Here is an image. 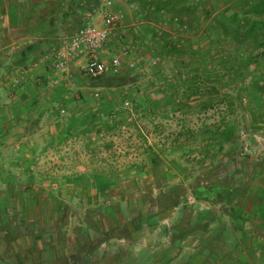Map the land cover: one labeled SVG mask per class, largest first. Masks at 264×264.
<instances>
[{
    "label": "rangeland",
    "instance_id": "obj_1",
    "mask_svg": "<svg viewBox=\"0 0 264 264\" xmlns=\"http://www.w3.org/2000/svg\"><path fill=\"white\" fill-rule=\"evenodd\" d=\"M93 1L89 24L100 25L102 0ZM117 1L115 8L120 10L122 7L123 11H120L124 17L120 27L110 35L106 47L111 53L119 52L125 46L130 48L128 58H122V65L117 72H108L102 78L91 79L78 65L80 71L71 69L70 77L60 85L51 86L49 78L46 84L45 79L43 81V74L39 73L41 67H29L38 57L28 60L30 64L26 73L12 74L10 60L3 64L0 80L11 83V78L15 77L11 87H17L24 80L23 76L31 77L28 81L36 84L35 90H40L33 96L37 102L34 116L45 112L52 118H46L38 129L47 137L51 132L52 135L57 134V141L53 142L57 147L44 157L39 156L38 164L33 170L36 181L28 188L34 191L35 196L51 197L46 203V210H56L65 202L61 215L55 214L58 217H54L55 222L53 218L49 221L39 218L41 226L37 222L34 226L26 227L27 223L23 220L18 222L17 218L13 224L15 232L21 236L26 235L25 237L30 234L29 228L31 232L32 227L37 230L51 228L40 240L43 246L41 252L34 251L36 255H28L27 258L33 264H45L41 263L45 238L52 241L54 257L79 256L82 250L76 238H81V231L90 229L89 225L95 226L98 231L103 228L104 222L108 225L113 222L115 213L109 214L105 210L107 205L114 207L118 203L127 218L133 221L136 220V215L140 214L142 218L146 212L152 211L160 216L166 214V221L159 222L160 220L155 219L152 225L167 223L173 227L185 228L196 217L197 211L210 210L219 215L221 209H224L220 204H196L192 196L194 186L211 181L243 182L246 196L237 197L234 202L237 205L242 203L245 211H253L252 204L258 202V198H253V195L264 183V126L251 129L250 116L244 110L246 101L240 97H235L233 113L220 105L213 109L199 110L195 106L197 98L186 100L183 97L186 87L184 83L190 82L188 80L192 78L193 72L200 69L199 65L192 63L197 57L192 59L188 53L162 54L163 40L182 46L191 43L194 49L203 52L207 45L204 37L206 21L200 28L187 31L172 24L167 16H156V20L160 21L157 22L159 27L156 29L149 22L141 23L143 18L139 16L131 19L129 14L125 15V4L134 0H123L124 7L121 0ZM211 4L215 6L214 12L227 7L223 0H213L209 5ZM231 7L239 9L233 4ZM130 14L132 16L134 12ZM133 21L136 22L135 26L131 24ZM216 55V51L208 53L202 57V61L206 62ZM127 60L135 62V67H128ZM18 75L21 77L17 78ZM15 80H19L16 85ZM37 83L42 86L40 89ZM238 86L232 85L225 92ZM96 92L97 96L94 95ZM225 117L236 120L238 132L220 150L209 141V136L214 129L213 124L220 123ZM69 125L71 127H67ZM58 134L63 138L61 141ZM37 139L39 140L38 136ZM89 168L90 173L109 175L113 182L109 185H97L95 182L84 184L82 181H63L64 177ZM106 188L110 191V196L107 192L105 197L100 192ZM22 190H25L23 185ZM247 199L250 202L247 203ZM12 202L16 205V201ZM39 203L33 209H37ZM17 204H20L17 205L18 210L21 209V201H17ZM92 208L96 209L91 210ZM131 210L132 214H129ZM180 212H185L184 217L175 222ZM251 214L249 219L242 221V230H233L227 223L222 230L223 235L217 232L215 239L212 235L209 237L212 242L210 244L213 245L210 257H207L208 264H213L212 261L217 259L216 253L221 254L217 259H220L218 264H261L255 246L264 230L258 227L256 216ZM228 216H219L218 225L225 219L229 220ZM30 219L27 218V222ZM35 219L38 218L31 220ZM101 231L95 237L98 240L103 238ZM227 238L230 239L228 245L223 243ZM235 243L239 245L236 250L232 248ZM88 247L86 244L85 248ZM95 253L99 263L107 259L104 252L96 250ZM138 255L134 258V254H129L113 261L115 264H146L150 259L148 252L145 257ZM225 256L228 258L223 260ZM25 260L22 259V262ZM47 264H67V261Z\"/></svg>",
    "mask_w": 264,
    "mask_h": 264
},
{
    "label": "crops",
    "instance_id": "obj_2",
    "mask_svg": "<svg viewBox=\"0 0 264 264\" xmlns=\"http://www.w3.org/2000/svg\"><path fill=\"white\" fill-rule=\"evenodd\" d=\"M93 2V0H0V77L4 62L12 61L9 66L12 74L26 73L30 58L39 57L47 48L52 46V42L57 43L56 45L53 44L52 48L57 46L61 37L70 33L80 22L89 23L90 7L93 6ZM113 2L115 11H123L122 7L120 10L115 8L117 0ZM121 2L124 7L123 0ZM125 8L127 9L126 4ZM124 13L125 15L129 14L131 19L139 16V18H143L141 23L149 22L155 25L156 29L159 27L156 16L140 7L139 11L134 12L132 16L128 10ZM78 65V63L73 64L72 71H80L82 68L79 70ZM39 73L43 74L42 78L43 81L45 79L46 84L47 78L51 75L47 71L46 64L45 67L39 69ZM16 77L20 78L21 75ZM23 78L24 80L17 87H11L12 80L11 83L0 80V226L7 222L6 217L8 215L10 220L12 219L13 207H16V211L23 210L24 212L23 202L29 205V209H26L28 219L38 218L28 220L26 227L34 226L37 222L38 226H41L39 218H45L48 221L53 218L55 222L54 217L58 218L57 216L61 215L65 203H61V206L56 210H46V203L51 200V197L35 196L34 191L28 188L36 181L33 170L38 164L39 156L44 157L45 154L57 147L53 144L57 141V134L52 135L51 132L47 137L44 132L38 129L41 124H44L46 118L48 120L52 118H49L50 116L45 112H40L36 117L34 116L33 111L37 102L33 96L40 90H35L34 85L36 84L33 85L28 81L31 77L25 75ZM37 84L39 85L38 89H40L42 86L40 87V83ZM39 120L41 121L38 125ZM61 139L63 138L59 135V141ZM90 170L91 168L87 171L82 170L73 176L68 175L64 177L63 181L65 183L82 181L84 184L95 182L97 185H109L113 182L109 175L90 173ZM22 185L25 190L21 191ZM10 186H12V190L9 188ZM107 192L110 196V191L107 188L100 193L106 197ZM12 201H16V205ZM17 201H21V209L19 210ZM194 201L196 200L194 199ZM196 202L198 204L206 201L197 200ZM38 203L40 204L39 207L33 209V206ZM95 209L92 208L91 210ZM105 210L112 215L115 213L113 222H110L111 225L104 222L103 230L97 231L96 227L91 225H89L90 229L82 230L81 238H76V242L82 250L79 256L72 255V258L69 256L68 258L64 256L62 258L54 257L52 241L49 242L48 238H45V251L42 252L41 263L47 264L53 261L63 263V260H66L67 264H115L113 260L116 258L121 259L129 254H134V258H137L138 254L145 257L148 252L150 259L146 264H208L207 257H210V248L213 245L210 244L212 242L209 237L212 235L214 238L217 232L222 234L227 223H229L230 228L235 230L230 215L228 216V212H224V209H221L219 215L210 210L197 211L196 217L185 228L173 227L167 223L159 226L152 225L155 219L164 222L168 217L165 216L166 214L160 216L152 211L146 212L142 218L140 214L136 215L137 218L133 221L127 218L126 213L122 211L121 207H118V203L114 204V207L107 205ZM117 212L118 214H116ZM131 212L132 210L129 211V214H132ZM182 213L180 212V216H176L175 222L184 217L185 212ZM225 214L229 220L225 219L224 222L221 220V225H218L219 216L224 217ZM12 217L14 219V215ZM56 223L61 224L59 221ZM28 230L30 234L27 233V237L15 232L16 239L11 244L15 253L13 252L10 257L3 254L6 252L4 249L5 242L0 241V264H33L29 260L30 258L24 259L25 261L22 262L23 258L19 257L17 249L29 248V250L37 253L41 252L43 246L40 240L49 230L43 228L44 232L35 227H32L33 232L30 231V228ZM99 231L103 235L100 240L95 238ZM9 238L6 237V240ZM223 243L230 244V239L223 240ZM86 244H88V248H85ZM238 246V243H235L232 248L236 250ZM96 250L97 252L99 250V253L100 251L104 252L107 259L99 263ZM230 253L232 254V250ZM216 254L215 259H218L221 254ZM227 258L228 256H225L223 260ZM217 259L216 262L211 260L212 263L218 264L220 259Z\"/></svg>",
    "mask_w": 264,
    "mask_h": 264
},
{
    "label": "trees",
    "instance_id": "obj_3",
    "mask_svg": "<svg viewBox=\"0 0 264 264\" xmlns=\"http://www.w3.org/2000/svg\"><path fill=\"white\" fill-rule=\"evenodd\" d=\"M223 1L227 7L214 12L215 6L209 5L213 0H134L142 10L157 17L167 16L172 24L187 31L200 28L204 20L206 21L204 37L207 45L203 52L194 49L191 43L182 46L163 40L162 54L188 53L192 59L197 57L192 63L199 65L200 69L193 72L192 78L188 80L190 82L184 83L186 84L184 99L197 98L195 106L199 107V110L213 109L220 105L224 110L233 113L235 97H240L246 101L244 110L250 116L251 129H258L264 126V0ZM232 4L239 9L231 7ZM83 25V22H80L70 33ZM53 44L57 43L52 42L51 45L54 46ZM214 51L217 52L216 57L208 58L206 62L202 61L203 56ZM232 85L239 86L225 92L226 89L232 88ZM213 127L209 141L220 150L231 142L238 132L237 122L233 118L225 117L220 123L213 124ZM9 188L12 190V186ZM245 190L243 182L211 181L194 186L192 196L196 201L203 200L209 204L224 206V212L230 215L235 229L242 230V221L249 219V215L253 213L258 220V227L264 230V183L253 195V198H258V202L252 204L253 211L251 209L245 211L242 203L241 206L234 202L237 197L246 196ZM248 200L247 203L250 202ZM23 208L24 212L16 211V207H13L11 214L15 217L14 222L17 218L18 221L23 220L27 223L29 205L23 202ZM6 219L7 222L0 226V241L5 242L6 252L3 254L10 257L14 252L11 244L15 242L16 234L9 215ZM6 237L10 238L6 240ZM256 245L258 259L264 264V233H261L260 240H256ZM17 251L19 257L23 259L35 253L29 248Z\"/></svg>",
    "mask_w": 264,
    "mask_h": 264
},
{
    "label": "built area",
    "instance_id": "obj_4",
    "mask_svg": "<svg viewBox=\"0 0 264 264\" xmlns=\"http://www.w3.org/2000/svg\"><path fill=\"white\" fill-rule=\"evenodd\" d=\"M100 25L85 23L70 34L61 37L57 46L42 53L30 68L45 67L50 72L51 86L60 85L70 77L72 65L78 63L84 73L91 79H97L108 72L115 73L122 65V58H128L129 46L119 52L111 53L106 45L114 29L120 27L123 13L113 9V0H102ZM127 10L138 12V5L130 1ZM135 21L131 24L135 26ZM83 62V64H81ZM128 67H135V62L128 61ZM19 80H15L16 85ZM95 96L98 93H94ZM127 103V102H126ZM63 111V110H62Z\"/></svg>",
    "mask_w": 264,
    "mask_h": 264
}]
</instances>
